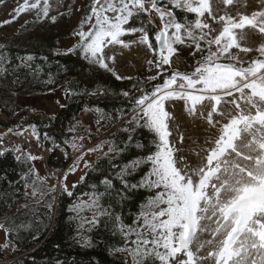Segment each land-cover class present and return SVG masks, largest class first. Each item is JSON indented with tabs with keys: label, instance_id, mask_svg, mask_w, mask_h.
<instances>
[{
	"label": "snow or ice",
	"instance_id": "6c2138e0",
	"mask_svg": "<svg viewBox=\"0 0 264 264\" xmlns=\"http://www.w3.org/2000/svg\"><path fill=\"white\" fill-rule=\"evenodd\" d=\"M237 5L245 10L228 11ZM27 8L39 9L38 19L41 13L48 16L47 0L43 8L40 0L31 5L26 0L16 12ZM93 17L95 23L87 32L75 33L90 64L111 71L117 80L131 79L106 61L114 60L110 45L125 49L137 45L157 55L155 62L147 61L161 69L157 75L163 74L164 65L174 70L151 90L139 89L141 94L130 99V115L119 113L120 119L129 116L120 127L127 134L120 141L123 147L105 141L108 152L117 156L132 148L146 154L113 165L119 171L100 181L104 190L93 184L90 202L74 205L73 211L93 210V227L105 218V229L124 240V246L110 247L109 253L127 252L132 264H264V0L242 4L241 0H93L91 14L80 28ZM149 25L157 28L155 45L150 42ZM125 35L136 38L126 41ZM177 46L193 49V58L199 54L189 66L191 71L176 68ZM157 75L147 79L155 80ZM186 125L200 133L187 136L194 147L184 145ZM141 130L148 134L147 144ZM35 159L23 152L16 157L20 164ZM144 165L150 167L139 180L129 179ZM75 168L74 164L69 171ZM34 172L28 168L22 179ZM141 189L151 194L139 204L132 224H127L123 208ZM36 191L33 182V195ZM64 191L72 196L67 186ZM105 197L110 200L107 207L101 204ZM116 206L121 210L115 211ZM13 225L0 222V229L7 235L31 227ZM130 237H134L131 247Z\"/></svg>",
	"mask_w": 264,
	"mask_h": 264
},
{
	"label": "trees",
	"instance_id": "16d2710c",
	"mask_svg": "<svg viewBox=\"0 0 264 264\" xmlns=\"http://www.w3.org/2000/svg\"><path fill=\"white\" fill-rule=\"evenodd\" d=\"M92 2L64 0L61 9L56 11H52L53 6L48 3L47 17L41 13L38 19L37 9L32 18L25 21L14 19L16 30L11 36L3 32L5 27H0V140L8 134H15L36 142L49 155L47 166L38 158L27 164L18 163L16 157L22 152L30 154L22 147L8 151L0 158V222L31 225L7 235L0 229L3 234L0 264H132L127 252L109 253L110 247L124 246V240L105 229V218L101 217L102 222L93 227L90 223L93 210L85 207L77 214L73 206L90 202L93 184L97 185L98 191L104 190L100 181L119 171L113 165H122L133 156L146 154L132 148L127 154L117 156L108 152L109 145L105 141H115L123 147L120 141L126 140L127 134L121 132L120 127L129 116L120 119L119 113L123 111L130 115V99L141 94V87L151 90L154 85L162 83L165 74L159 81L117 80L111 71L84 59L78 44L80 37L75 33L78 30L87 32L95 23L93 17L80 28L81 22L91 14ZM228 11L233 13L235 7L229 6ZM143 18L147 20L146 16ZM149 28L150 42L155 45L157 28L152 25ZM135 38L132 35L122 37L126 41ZM74 39L78 42L70 47L75 50L69 53L70 48L65 45ZM192 51L190 48L178 54L186 55ZM61 86L66 88L69 96L66 105L55 115L34 109L16 111L18 97L53 92ZM100 89L108 94H102ZM86 92H95V95ZM122 92H128L129 96L120 95ZM86 118L93 120V128L85 123ZM141 132V139L147 144L148 134ZM46 135L48 139H45ZM98 145L101 146L98 150L90 151ZM85 163L89 167H85ZM74 164V172L84 168L81 176L84 179L80 177L75 188L68 190L72 192L69 196L64 191L63 179L73 172L69 169ZM30 167L34 168V174L22 179ZM149 167L144 165L129 179L139 180ZM62 172L64 176L58 186ZM33 182L37 190L35 195ZM115 183L120 187L119 182ZM150 194L141 189L136 198L125 205V223L132 224L133 214ZM109 203L107 197L101 201L104 207ZM120 210L115 207V211ZM85 238H90V243L86 244ZM131 239L134 237L129 238V247Z\"/></svg>",
	"mask_w": 264,
	"mask_h": 264
},
{
	"label": "rangeland",
	"instance_id": "374dc122",
	"mask_svg": "<svg viewBox=\"0 0 264 264\" xmlns=\"http://www.w3.org/2000/svg\"><path fill=\"white\" fill-rule=\"evenodd\" d=\"M26 0H0V27H5L3 32L7 34L8 36H11L16 28H15V23L13 22L14 19H19L20 21H25L29 18H32L34 13L36 12L37 9L33 8H27L23 12H20L17 14L16 9H18L21 5H24ZM36 0H27V3L31 5L32 3H35ZM64 0H55L52 1L50 0L48 3L53 6L52 11H56L58 9H61L62 4ZM44 3V0H40V5ZM243 3V0H241V4ZM219 7L221 9H224V5L220 4ZM255 7H259L257 4ZM236 8H239L240 11H244L245 9L241 5L235 6V11ZM235 11L233 13H235ZM108 15H112L111 13H108ZM155 24L159 25V19L157 18L155 20ZM78 39L71 40L65 45V48H70L71 46H74L77 44ZM259 42V41H257ZM136 45H133L130 49H125L122 48L121 45H110V48H113L115 51V56L114 60L109 59L106 62L109 64L110 67L114 68L115 71L122 75V76H128L131 78H137L139 81H156V80H162L161 75H157L158 73L161 72V69H157L155 67V64L149 65L147 63L148 60H152L155 62L157 59V55L153 56L152 51L148 50L146 46H142V56L137 60L136 63L131 64L129 61V58L124 56L123 51H126L127 53L134 48ZM190 48L185 47L184 49H179V51H189ZM105 51H108V49H105ZM235 51V50H234ZM111 55V53H110ZM180 59L176 64V68H178L179 71L184 72V71H191L192 69L189 67L190 65L195 64V58H193L192 55L190 54H178ZM251 55V54H250ZM176 57H173V60H175ZM163 69V74L166 76H169L171 72L174 70L173 67H170L169 65H164ZM157 75V79L155 80H149L147 79L150 76ZM68 92L64 86H61L57 90L53 92H48L44 93L41 95L37 96H32V97H18L16 101V111H22L23 109H34L39 112H43L49 115H55L58 110L62 107H64L67 103L68 99ZM177 104H181L182 102H175ZM185 119H188L187 116L185 115ZM199 123V122H198ZM188 131H185V140H184V145H192V141L187 139V136L189 134H192L193 136L200 135V133H197L195 129L191 127V125H186ZM181 131H184V127L181 128ZM8 135H15V134H8ZM16 136V135H15ZM202 143V141H199ZM178 146L179 143H178ZM193 147L195 145H192ZM192 159H195V157H192ZM84 164V162H83ZM84 171V168H80L76 172H71L67 176V178L63 179L64 173L62 176H59L58 179V186L63 179V184L64 186H67L68 190H71L72 186L78 182L80 177L82 176ZM3 240V234L0 231V241Z\"/></svg>",
	"mask_w": 264,
	"mask_h": 264
},
{
	"label": "built area",
	"instance_id": "2783aa9c",
	"mask_svg": "<svg viewBox=\"0 0 264 264\" xmlns=\"http://www.w3.org/2000/svg\"><path fill=\"white\" fill-rule=\"evenodd\" d=\"M19 147H22L23 150H27L30 154L41 159L46 166L48 165V153L43 152L34 141L23 137H17L15 135H6L0 140V151L3 152V154L0 155V158H2L6 152L14 151ZM48 169L50 168L48 167ZM62 174L63 173H61L60 176H62Z\"/></svg>",
	"mask_w": 264,
	"mask_h": 264
},
{
	"label": "bare ground",
	"instance_id": "6f19581e",
	"mask_svg": "<svg viewBox=\"0 0 264 264\" xmlns=\"http://www.w3.org/2000/svg\"><path fill=\"white\" fill-rule=\"evenodd\" d=\"M142 53H143L142 46H137V45L134 48H132L128 53L126 51H123L124 56L129 58L131 64L136 63L137 60L140 58V56H142Z\"/></svg>",
	"mask_w": 264,
	"mask_h": 264
},
{
	"label": "water",
	"instance_id": "95a60500",
	"mask_svg": "<svg viewBox=\"0 0 264 264\" xmlns=\"http://www.w3.org/2000/svg\"><path fill=\"white\" fill-rule=\"evenodd\" d=\"M84 121H85L86 124L91 125L92 128L94 127V126H93V120H92L91 118H86Z\"/></svg>",
	"mask_w": 264,
	"mask_h": 264
}]
</instances>
